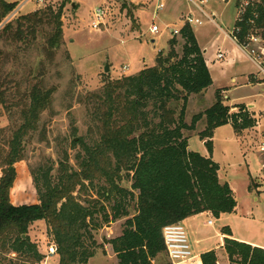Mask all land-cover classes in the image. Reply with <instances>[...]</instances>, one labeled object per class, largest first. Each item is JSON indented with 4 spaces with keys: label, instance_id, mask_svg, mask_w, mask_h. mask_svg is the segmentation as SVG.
Returning a JSON list of instances; mask_svg holds the SVG:
<instances>
[{
    "label": "trees",
    "instance_id": "16d2710c",
    "mask_svg": "<svg viewBox=\"0 0 264 264\" xmlns=\"http://www.w3.org/2000/svg\"><path fill=\"white\" fill-rule=\"evenodd\" d=\"M236 2L238 8L247 3L233 32L238 44H247L253 35L264 41V0ZM16 8L15 3L0 0V25ZM181 37L185 41L181 57L177 38H172L170 52L160 53L155 67L109 82L99 93L84 94L95 138L89 144L73 140L74 146L82 145L75 157L77 169L66 153L57 171L31 170L38 202L15 205L11 199L15 166L27 160V146L39 132L42 116L53 107L55 89L45 86L43 57L53 58L62 41V11L38 9L0 30V106L9 120L0 129V257L6 264L42 262L43 255L29 238L30 227L41 220L54 238L59 264H89L99 249L93 232L103 227L96 216L111 223L104 204L114 197L112 220L127 218L122 235L110 241L118 264H153L166 254L163 230L168 225L204 212L216 219L235 212V194L228 183H221L220 166L212 157L213 138L226 125L241 136L255 128L257 120L243 104L232 113L218 90L215 104L195 116L191 125L186 123L190 96L206 91L213 79L192 27L184 26ZM180 101L184 107L177 113L171 105ZM204 117L207 127L199 137L206 141L208 157L191 151L185 135ZM123 170L133 174L130 190L120 185ZM95 180L105 181L103 190L97 199L83 201L82 194L94 187ZM127 199L135 207L132 218ZM222 232L231 264H264L263 248L233 239L228 227ZM8 254L16 256L8 260ZM201 260L218 262L215 251L203 253Z\"/></svg>",
    "mask_w": 264,
    "mask_h": 264
},
{
    "label": "rangeland",
    "instance_id": "374dc122",
    "mask_svg": "<svg viewBox=\"0 0 264 264\" xmlns=\"http://www.w3.org/2000/svg\"><path fill=\"white\" fill-rule=\"evenodd\" d=\"M5 1L17 5L15 11L18 13L13 19L19 15H27L38 9L49 7L56 13L62 11V41L57 45L53 58L43 57L47 67V76L44 77L45 86L55 89L53 107L51 111L42 116L39 132L34 135L33 140L27 146V160L15 166L17 178L11 191L12 202L15 205H30L38 202L31 172L38 171L39 173L40 169L51 167L57 171L66 153L70 158L69 164L77 169L75 157L81 152L82 145L74 146L73 140L77 143L82 140L89 144L95 138V129L83 102L84 94L99 93L109 82L136 76L147 68L155 67L160 53L166 56L170 52L169 42L172 38H177L176 51L181 57L185 41L181 36L174 37L172 31L183 28L184 18L189 14H194L196 17L199 15L188 0H126V4L122 0H44L43 5L35 0ZM236 1L208 0L205 6L209 14L215 15V23L225 30L224 32H220L217 26L206 20H204V25L192 27L199 46L203 51H207L205 57L212 71L213 84L203 93L190 96L185 109V120L188 125L192 124L195 116L204 114L215 104L218 89L228 93L237 88L233 90L234 93L227 94L224 98L227 104H234L226 97L231 96L232 100L247 97L249 90L243 86L248 77L254 75L264 78L256 64L246 56L257 68L243 56L234 43L223 37V34L225 36V34L234 32L238 17ZM252 1L260 2L261 0ZM244 4L242 2V5ZM160 5L164 7L159 10ZM96 8H103L106 12L103 25L98 31L92 27ZM8 19L9 17L0 25V30ZM153 26L160 29L157 34L151 33ZM219 47L228 53V56L214 63L212 61ZM251 47L259 51V48H264V41L261 45ZM242 52L245 54L243 50ZM234 56L236 62L231 65L229 62ZM35 63L39 62L36 60ZM106 65L110 66L108 72H105ZM125 67L128 70H124ZM233 77L237 78L236 85L230 82ZM257 106V108H264V102H258ZM183 107V101L171 105L177 113ZM259 119L261 128L257 129L258 131L251 129L237 137L233 127L226 125L216 130L213 138L214 157L222 169L221 175L224 180L233 183L238 190L239 199L242 200L241 210L244 213L249 205H252V197L257 198L260 195L258 191L264 193V150H262L264 147V116H259ZM8 125V115L0 106V129ZM206 127L204 117L196 125L195 130L185 132L189 139L190 150L202 156H206L208 152L205 146L206 141H202L199 134ZM75 129H77L76 133ZM39 174L42 172L40 171ZM1 175L0 172V177ZM120 176L122 178L121 187L130 190L133 174L123 170ZM104 182V180H95L94 187H91L88 193L82 194L83 201L90 198L97 199V193L103 190ZM250 191L252 196L247 194ZM137 194L135 192V195ZM261 197L262 202L257 204V207L264 214V196ZM113 199L115 201L104 204L107 208L106 212L111 217V223L104 224L102 215L96 216V222L102 224L103 227L93 232L99 249L89 264H118L110 241L122 235L127 218L112 220L113 206L117 205V199L115 197ZM131 203L130 199H127L125 205ZM85 204L88 206V203ZM129 213V218L136 214L132 204L129 207ZM255 216L256 219L259 218L257 214ZM239 219L245 218L240 217ZM246 219L245 223L257 224L250 218ZM252 219L256 221L254 217ZM209 221H212L213 225H209ZM221 225L222 223L211 216L198 218L199 235L204 240L210 241L211 248H219L217 253L220 262L227 264L226 256L219 245L218 233ZM250 229L253 230V228ZM259 231L264 232V229L259 226ZM240 233L244 235L245 230L242 229ZM29 238L43 255L40 264L60 263V258L56 253L49 254V249L56 248V245L45 221H37L30 227ZM195 239L197 237L190 233L189 240L194 254L196 251L192 242ZM204 246L199 249L204 250ZM6 256L9 260L13 259L16 254ZM159 258L162 261L170 260L167 254L160 255ZM6 261L5 258L0 257V264H6Z\"/></svg>",
    "mask_w": 264,
    "mask_h": 264
},
{
    "label": "crops",
    "instance_id": "0c3cea01",
    "mask_svg": "<svg viewBox=\"0 0 264 264\" xmlns=\"http://www.w3.org/2000/svg\"><path fill=\"white\" fill-rule=\"evenodd\" d=\"M246 5H247V3H245L244 5H242L243 7L238 8V17H237V19L240 18L241 13L245 9V6ZM210 15H212V14H210ZM211 24H213V23H211ZM213 25L217 26V28L219 29L220 32H222V31L224 32L225 31L217 23H214ZM226 35H230V34L229 33L228 34H225V36L223 34L224 39H226V40L231 41L232 43H234V45L239 49V51L243 54V56L248 61H250L246 57V55L242 52V49L237 44V42H234L232 39L228 38ZM217 49L218 50L216 51L217 53L215 54V59H214V61H212L214 63L221 61V60H218V58H217V54L219 52H221V53H223L225 55L224 56V59H226V57L228 56V53H225L224 51H222L220 47L217 48ZM206 52L207 51H203L204 57H205ZM224 59H222V60H224ZM205 60H206L207 66H208L209 71H210L211 76H212V71H211V69H210V67L208 65V62L209 61L206 59V57H205ZM235 62H236V57L234 56L230 60L229 64L233 65ZM253 65L255 66V64H253ZM212 79H213V76H212ZM214 82H215V80H214ZM230 82L232 84H234V85H236L238 83L236 77H233ZM243 87H245V88H247V90H249V95L247 97L240 98L238 100L237 99L232 100L231 96H229V97H226L227 100L232 101V103H234V104H227L225 101H224V104L226 106H229L230 108H232V111L231 112H236L237 111V108H235L237 105H241V104L245 105L247 107V109L251 112V114L253 115V117L257 120V126L255 128H253V129H255V131H258L257 129L261 128V123H260L259 116L260 117L264 116V108H257L258 107L257 106L258 102L259 103L264 102V78L261 77V76H254V75L253 76H250V77H248L246 79L245 86H243ZM236 89H233V90H236ZM218 90H221L222 91V97H223V99L225 98V96H227V94L234 93L233 90H230L228 93H225L224 90H222V89H218ZM218 129H220V128H218ZM236 136L239 137L237 134H236ZM206 156H209V153H207ZM212 157H213V160L216 163H218L216 161L215 157H214V149H213V156ZM219 166H220V164H219ZM221 170L222 169L220 167L219 178H220L221 183H228L230 185V187L232 188V190H233V192L235 194L236 200H237V208H236V210H235L234 213L222 215L219 219H217L220 223H222L221 230L218 233V238H219V243H220L219 244L220 245V249L224 252V254L226 256L227 264H231L230 263V260H229V257H228V254H227V252H226V250L224 248V239L227 237L222 232V229L224 227H228L231 230V232H232V238L233 239H235L237 241H240V242L247 243V244H249V245H251L253 247H258V248H263L264 249V232L259 231V226L262 229H264V214L257 207V204H259L260 202H262V199L263 198L261 196H264V193H262L263 191H258L260 195L257 198L256 197H252V199H251L252 200V203H251L252 205L251 206L249 205V208L246 210V213H244V211L241 210L242 209V206H241L242 200L239 199V195H238L239 192H238V190L235 188V186H234L233 183L228 182V181H226V180L223 179V177L221 175ZM247 194H248V196H252L251 195V191L249 193H247ZM259 210H260V213H259ZM255 214H257V217H259L257 219H259V220L256 219ZM202 216H211V217H213V215L210 212H204V213L195 215L193 217H190V218L186 219L183 222V224L185 225V227H186V229L188 231V234L191 233L192 236L193 235L196 236L197 239L193 240V242H192V244L194 245L195 251H196L195 254H194L193 259H191L188 262L182 263V264H203L202 263V260H201V255L203 253H206V252H209V251H215L216 252L217 258H218L217 264H221L220 257L218 256V253H217V250L219 248H211L209 246L210 241H207V239L204 240V238H202V236H200L199 233H198V231H199L198 230V218H200ZM240 217H244L245 219H239ZM253 217H254V219L256 221H253V219H252ZM246 218H250V220L252 222H257V224H254V223H245V221L247 220ZM209 222H208V224H209ZM242 222H244V223H242ZM250 228H253V230H251ZM242 229L245 230V234L244 235L240 233V231ZM205 244L207 246H204ZM202 246L205 247L204 250H200L199 249ZM153 264H176V263H172L169 259H167L165 261H162L158 257V258L155 259V261H153Z\"/></svg>",
    "mask_w": 264,
    "mask_h": 264
},
{
    "label": "built area",
    "instance_id": "2783aa9c",
    "mask_svg": "<svg viewBox=\"0 0 264 264\" xmlns=\"http://www.w3.org/2000/svg\"><path fill=\"white\" fill-rule=\"evenodd\" d=\"M40 5L44 4V0H35ZM191 2V4L196 8L198 12V17H196L194 14H189L184 18V26H201L204 25V20L210 23H215V15H210L206 10L205 6L208 4V0H188ZM163 5L158 6V9H163ZM16 12V13H15ZM8 19L7 22L12 20L15 15L18 13L15 11ZM105 10L103 8H96L94 10V20L92 23V27L94 30H99L101 26L103 25V20L105 17ZM183 26V27H184ZM160 31V29L157 26H153L151 28L152 34H157ZM182 28L179 30L172 31V35L174 37L181 36ZM228 38L232 39L234 42H237L236 38L233 37V34L226 35ZM263 43V40L259 36H251L249 39V42L243 46H240L237 42V44L241 47V49L245 52L246 56H248L258 67V70L261 72V74L264 76V48H259L261 51H257L256 49H253L252 45H261ZM224 54L219 52L217 54L218 60L224 59ZM124 70H128L127 67L124 68ZM264 150V148L262 149ZM209 225H213V222L210 221ZM163 238H164V244L166 248V254L172 261V263L176 264H182L185 262L190 261L194 257V253L192 250L191 242L189 240V234L188 231L183 224V222L168 225L163 230ZM57 252V249L55 247H51L49 249V254L54 255Z\"/></svg>",
    "mask_w": 264,
    "mask_h": 264
},
{
    "label": "water",
    "instance_id": "95a60500",
    "mask_svg": "<svg viewBox=\"0 0 264 264\" xmlns=\"http://www.w3.org/2000/svg\"><path fill=\"white\" fill-rule=\"evenodd\" d=\"M122 1H124V3H125V4L127 3V1H126V0H122ZM109 70H110V66H109V65H106L105 72H108Z\"/></svg>",
    "mask_w": 264,
    "mask_h": 264
}]
</instances>
